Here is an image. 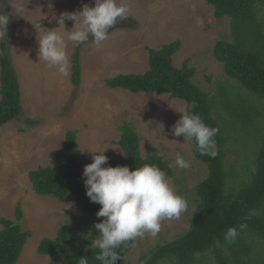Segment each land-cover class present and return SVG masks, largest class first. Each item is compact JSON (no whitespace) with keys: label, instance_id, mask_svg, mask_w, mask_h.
I'll list each match as a JSON object with an SVG mask.
<instances>
[{"label":"rangeland","instance_id":"obj_1","mask_svg":"<svg viewBox=\"0 0 264 264\" xmlns=\"http://www.w3.org/2000/svg\"><path fill=\"white\" fill-rule=\"evenodd\" d=\"M127 2L131 16L109 29L112 33L107 40L96 45L90 39L80 48L83 72L76 93L71 67L78 45L68 44L69 74L64 76L40 62L38 29L39 25L49 30L59 28L61 13L82 10L85 4L94 6L95 0H0V14L9 17L7 35L0 39V56L1 42L6 40L20 78L24 111L20 119L0 128V218L12 220L32 233L18 264H51L48 256L37 252L42 240L55 239L62 226L72 224L75 228L83 225L87 235H92L98 223L74 208V196L65 203L40 196L30 181L32 171L53 166L52 153H64L68 131L79 133L78 159L83 166L93 162L92 152L105 150L108 165L115 167L126 166L125 155L117 145L121 129L125 125L133 127L141 139L142 155L156 153L170 163L174 177L168 180L188 203L179 218L161 222L156 236L139 237L124 264H135L158 245L175 241L190 228L197 205L195 189L207 177L208 169L194 158L191 140L186 142L184 136L176 137L171 132L182 116L176 110L187 104L166 95L112 90L106 81L122 74L146 73L148 49L180 41L174 66L182 68L188 61L196 70L195 83L215 95L226 76L213 51L219 41L230 40V23L228 19L217 20L205 0ZM73 23L66 20L65 30H71ZM58 31L63 34V26ZM26 118L35 125H27ZM177 153L190 161V168L176 165ZM17 206L23 211L20 222Z\"/></svg>","mask_w":264,"mask_h":264},{"label":"trees","instance_id":"obj_2","mask_svg":"<svg viewBox=\"0 0 264 264\" xmlns=\"http://www.w3.org/2000/svg\"><path fill=\"white\" fill-rule=\"evenodd\" d=\"M217 20L228 19L230 40L219 41L214 48L215 60L223 66L226 80L220 82L216 94L195 83L196 70L186 61L182 68L174 66V56L181 50L176 41L159 49H148L149 70L141 75L122 74L106 81L112 90H125L134 95L155 94L184 101L188 108L197 104L195 113L209 126L218 128L215 137L217 156L201 155L195 140L192 153L208 169L207 177L195 189L196 209L190 228L175 241L158 245L135 264H264V0H205ZM91 39V38H90ZM72 58L71 83L78 93L82 83L80 48ZM6 40L1 42L0 56V128L17 121L23 114L20 78ZM211 81V78L208 79ZM27 125H35L25 119ZM78 131L66 134L63 154H51L52 167L39 168L29 175L34 191L53 197L61 203L75 197L74 208L92 220L102 222L96 213L102 207L86 195L83 170L79 161ZM141 139L135 129L125 125L117 145L131 170L143 164H155L173 178L170 163L156 153L145 157ZM230 156V157H229ZM18 222L23 211L17 206ZM247 223L235 243L228 244L224 233L230 227ZM0 264H18L31 238L30 231L7 218H0ZM65 225L53 240L44 239L37 252L48 256L51 264H78L81 257L88 264H101L95 259L99 249L91 243L93 234ZM138 238L128 248H118L124 264Z\"/></svg>","mask_w":264,"mask_h":264},{"label":"clouds","instance_id":"obj_3","mask_svg":"<svg viewBox=\"0 0 264 264\" xmlns=\"http://www.w3.org/2000/svg\"><path fill=\"white\" fill-rule=\"evenodd\" d=\"M129 16L127 0H95L94 6L85 4L82 10L61 13L58 24L59 28L63 26V34L59 28L36 27L39 30L40 62L67 76L69 42L82 45L91 38L93 43L100 45L112 33L109 29ZM66 20L74 22L71 30H65ZM8 23L9 17L0 14V39L7 35ZM196 107L193 102L188 108L176 110L182 116L172 126L171 132L176 137L184 136L186 142L194 139L201 155L215 158L218 154L215 137L219 129L207 125L199 114L192 111ZM92 153L93 162L84 166L82 175L86 195L91 202L102 206L96 215L104 219L94 225L99 235L92 240L91 248L99 249L95 259L101 264H117L123 257L116 249L128 248L129 242L145 234L156 236L161 230V222L179 218L187 210L188 203L176 193L167 174L157 165L145 163L135 170L121 165L113 167L108 165L105 150ZM176 165L181 169L191 167L190 161L180 153L176 155ZM247 228V223L228 228L224 240L228 244L235 243ZM78 264H88V258H79Z\"/></svg>","mask_w":264,"mask_h":264}]
</instances>
